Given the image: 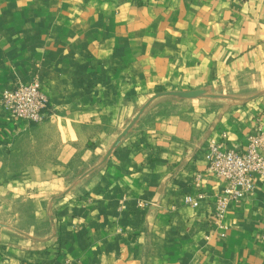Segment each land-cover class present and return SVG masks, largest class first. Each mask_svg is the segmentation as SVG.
<instances>
[{"label":"crops","instance_id":"crops-1","mask_svg":"<svg viewBox=\"0 0 264 264\" xmlns=\"http://www.w3.org/2000/svg\"><path fill=\"white\" fill-rule=\"evenodd\" d=\"M34 79L43 121L0 104V264H264V178L217 220L206 159L264 132V0H0V97Z\"/></svg>","mask_w":264,"mask_h":264},{"label":"built area","instance_id":"built-area-1","mask_svg":"<svg viewBox=\"0 0 264 264\" xmlns=\"http://www.w3.org/2000/svg\"><path fill=\"white\" fill-rule=\"evenodd\" d=\"M0 104L7 108L12 118L23 120L27 124L43 121L49 108L48 97L38 79L28 83L16 82L2 92ZM263 149V131L251 134L243 150L224 149L218 142L209 143L206 148L208 169L229 183L226 194L217 199V220L224 217L230 200L238 199L253 189L252 176L264 178ZM201 197L203 196L188 195L186 201L196 205Z\"/></svg>","mask_w":264,"mask_h":264},{"label":"rangeland","instance_id":"rangeland-1","mask_svg":"<svg viewBox=\"0 0 264 264\" xmlns=\"http://www.w3.org/2000/svg\"><path fill=\"white\" fill-rule=\"evenodd\" d=\"M35 80V79H34ZM19 80H17V81H15L14 83H13V85L16 83V82H18ZM33 81V80H32ZM20 82H22V81H20ZM29 82H31V81H29ZM24 83V82H23ZM28 83V82H27ZM12 85V86H13ZM11 86V87H12ZM3 206H5V207H3ZM3 206H0V223L1 224H4V225H7V226H13V225H15V224H17V223H19L18 221H19V215H18V210L19 209H17V212H15V213H13L12 211H7L8 209H7V207L9 206V205H3ZM22 209H20V211H21Z\"/></svg>","mask_w":264,"mask_h":264}]
</instances>
